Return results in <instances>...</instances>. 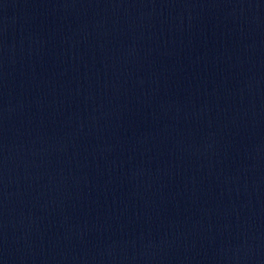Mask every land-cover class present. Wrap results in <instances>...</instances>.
I'll return each instance as SVG.
<instances>
[{
  "label": "water",
  "instance_id": "1",
  "mask_svg": "<svg viewBox=\"0 0 264 264\" xmlns=\"http://www.w3.org/2000/svg\"><path fill=\"white\" fill-rule=\"evenodd\" d=\"M0 264H264V0H0Z\"/></svg>",
  "mask_w": 264,
  "mask_h": 264
}]
</instances>
